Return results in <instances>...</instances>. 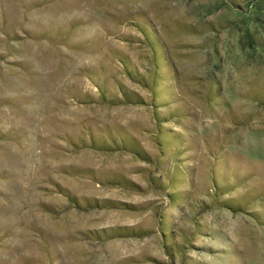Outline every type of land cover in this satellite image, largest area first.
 <instances>
[{"label":"rangeland","instance_id":"374dc122","mask_svg":"<svg viewBox=\"0 0 264 264\" xmlns=\"http://www.w3.org/2000/svg\"><path fill=\"white\" fill-rule=\"evenodd\" d=\"M0 264H264V0H0Z\"/></svg>","mask_w":264,"mask_h":264}]
</instances>
